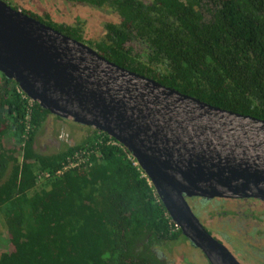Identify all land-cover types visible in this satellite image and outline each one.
Returning <instances> with one entry per match:
<instances>
[{
	"label": "trees",
	"instance_id": "trees-1",
	"mask_svg": "<svg viewBox=\"0 0 264 264\" xmlns=\"http://www.w3.org/2000/svg\"><path fill=\"white\" fill-rule=\"evenodd\" d=\"M117 2L120 22L99 41L51 25L122 67L264 120V0H211L207 15L201 0ZM48 114L3 75L0 264H167L154 249L186 236L130 153L94 130L43 154L35 142Z\"/></svg>",
	"mask_w": 264,
	"mask_h": 264
},
{
	"label": "water",
	"instance_id": "water-1",
	"mask_svg": "<svg viewBox=\"0 0 264 264\" xmlns=\"http://www.w3.org/2000/svg\"><path fill=\"white\" fill-rule=\"evenodd\" d=\"M0 72L43 109L115 138L211 264H241L191 198L264 201V120L222 109L109 60L0 0Z\"/></svg>",
	"mask_w": 264,
	"mask_h": 264
},
{
	"label": "flooded vegetation",
	"instance_id": "flooded-vegetation-1",
	"mask_svg": "<svg viewBox=\"0 0 264 264\" xmlns=\"http://www.w3.org/2000/svg\"><path fill=\"white\" fill-rule=\"evenodd\" d=\"M9 6L17 11L23 12L24 14L37 19L38 21L59 30L56 27L79 29L82 32L85 40L87 31L85 26V19H73L67 18L65 16L64 10L68 9L70 15L75 14L76 8H88L96 12H102L107 15L108 20L102 22V35L97 38L89 39L92 41H99L104 34L107 32L109 22H120V15L118 14L116 7H119L117 0H107L104 4H98L94 1H79V0H2ZM142 1L146 6H153L159 0H138ZM187 2V0H184ZM202 7L206 11L205 7H214L215 5L211 3V0H201ZM138 6V5H137ZM198 7V6H197ZM95 21V20H94ZM53 24V25H51ZM63 34V31L59 30ZM67 35V34H66ZM69 36V35H68ZM71 37V36H70ZM73 38V37H72ZM76 39V38H75ZM80 41V40H79ZM88 44L85 41H82ZM89 45V44H88ZM92 47V46H91ZM134 52H140L141 49L136 45ZM3 80V74L0 72V83ZM67 121L59 118L53 114H48L43 125L38 129L36 135V142L40 140V152L43 154L45 150L56 149L57 152L65 151L71 146L79 144L74 140L70 134L66 132L65 125L59 129L55 125V121ZM69 122V121H68ZM74 126L83 127L88 129L89 134H93L94 130L92 127L73 124ZM42 135L39 133L42 132ZM85 136V138L87 137ZM84 138V139H85ZM83 139V140H84ZM82 140V141H83ZM81 141V142H82ZM35 142V146L37 143ZM51 154V153H50ZM53 154V153H52ZM231 200L235 201V209L230 211L228 207H223L225 209L223 212L218 211L221 206L217 204L221 201ZM216 203V205H214ZM190 207L193 209L199 220L203 223L207 232L220 243L224 244L232 254L237 258L241 264H264V234H261L262 228L261 223L263 222V217L258 216L256 213L259 208V204L263 206L264 212V201L255 198H222V197H209V198H191L189 199ZM191 204L193 206H191ZM213 210H217L218 219H220V224H206L207 214ZM223 214L220 216V214ZM219 215V216H218ZM227 215V216H225ZM215 216H210V219H214ZM177 242H183V246H190L189 249H182L181 253L180 247L177 246ZM176 243L172 242L167 244L164 242L161 250L154 251L157 256L160 257L167 264H211L208 257L204 252L193 245V243L186 237H180Z\"/></svg>",
	"mask_w": 264,
	"mask_h": 264
},
{
	"label": "rangeland",
	"instance_id": "rangeland-1",
	"mask_svg": "<svg viewBox=\"0 0 264 264\" xmlns=\"http://www.w3.org/2000/svg\"><path fill=\"white\" fill-rule=\"evenodd\" d=\"M75 14L73 16L70 15V12L68 11V9H65L64 10V13H65V16L67 18H70V19H73L74 21L76 19H85L86 21L84 22L85 23V28H86V31L89 30V32L87 31V35H86V38L89 40V39H93V38H97V37H100L102 35V22L105 21V20H108L107 18V15L105 13H102V12H96V11H93V10H90L88 8H83V7H80V8H76L75 9ZM95 20V21H94ZM94 40V39H93ZM73 124H77L75 122H72V121H55V125L60 129L62 127V125H65V129H66V132L68 134H70V136L76 140L78 143L81 142L85 136H87V132H90L88 129L86 128H83V127H78V126H74ZM42 131V130H41ZM44 131V130H43ZM42 132H40L39 134L42 135ZM37 143V146H36V149L38 151L39 148H40V140H38ZM57 150L56 149H49L48 150H45L44 153H47V154H52L54 152H56ZM214 205H216V203H214ZM218 206H221L220 209L218 211H224L225 209H221L222 206L223 207H228V209L230 211H232V209H235V205H236V202L233 200H225V201H221L220 203L217 204ZM191 206H193L191 204ZM211 211L208 212L207 214V220H206V224H220V219H218V217H216L217 215V210H213V208H210ZM258 216L260 217H263L264 219V212H263V206L259 204V208H258V211L256 213ZM223 215L222 213L220 214V216ZM210 216H215L214 219H210ZM219 216V215H218ZM227 216V215H225ZM261 228L263 231H261L260 235L261 234H264V220L263 222L261 223ZM4 230H5V222H4V218H3V214H0V236L3 235L4 233ZM1 239V237H0ZM177 246L180 247V253L182 251V249H189L190 246L186 245V246H183V242H177Z\"/></svg>",
	"mask_w": 264,
	"mask_h": 264
},
{
	"label": "built area",
	"instance_id": "built-area-1",
	"mask_svg": "<svg viewBox=\"0 0 264 264\" xmlns=\"http://www.w3.org/2000/svg\"><path fill=\"white\" fill-rule=\"evenodd\" d=\"M22 91V90H21ZM23 92V91H22ZM32 100V99H31ZM33 101V100H32ZM134 159V158H133ZM135 160V159H134ZM136 162V161H135ZM137 164V163H136Z\"/></svg>",
	"mask_w": 264,
	"mask_h": 264
}]
</instances>
